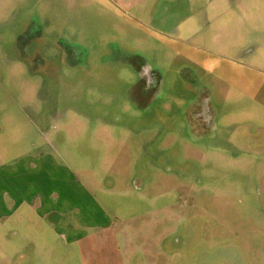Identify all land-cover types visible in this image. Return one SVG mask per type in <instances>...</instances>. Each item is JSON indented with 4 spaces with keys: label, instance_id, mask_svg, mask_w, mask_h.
Masks as SVG:
<instances>
[{
    "label": "rangeland",
    "instance_id": "374dc122",
    "mask_svg": "<svg viewBox=\"0 0 264 264\" xmlns=\"http://www.w3.org/2000/svg\"><path fill=\"white\" fill-rule=\"evenodd\" d=\"M26 156L115 238L0 235V264H264V0H0V166Z\"/></svg>",
    "mask_w": 264,
    "mask_h": 264
},
{
    "label": "crops",
    "instance_id": "0c3cea01",
    "mask_svg": "<svg viewBox=\"0 0 264 264\" xmlns=\"http://www.w3.org/2000/svg\"><path fill=\"white\" fill-rule=\"evenodd\" d=\"M24 159L27 160V172L20 170ZM38 159L40 158L26 156L12 164L0 166V169L3 167L18 169L17 174L0 177V235L4 238V245H17L22 248L31 246L40 250L43 244L47 252H50L54 251V235H59L67 243L77 241L81 250L85 252L87 240L91 239L86 228L103 229V237H109L113 241L115 227L106 214L94 210L92 214L78 212L75 216V209L78 207L72 202V182L68 186L65 184L64 190L61 189V191H55L52 188L43 189L40 177L35 172ZM45 220L46 233L42 237V222ZM59 220H62L60 226H58ZM13 227L18 229L14 232L18 236L16 238H13L10 232ZM96 235L102 236L99 233ZM117 249L120 250L116 253L117 260L124 263L120 245Z\"/></svg>",
    "mask_w": 264,
    "mask_h": 264
},
{
    "label": "clouds",
    "instance_id": "9594fccd",
    "mask_svg": "<svg viewBox=\"0 0 264 264\" xmlns=\"http://www.w3.org/2000/svg\"><path fill=\"white\" fill-rule=\"evenodd\" d=\"M142 72L144 73L143 77H146L145 90L155 86V79L154 77H152L150 69H148L147 66H145L142 69ZM133 114L136 115L137 113H133Z\"/></svg>",
    "mask_w": 264,
    "mask_h": 264
}]
</instances>
